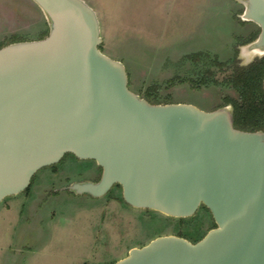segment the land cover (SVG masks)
<instances>
[{
    "label": "water",
    "instance_id": "1",
    "mask_svg": "<svg viewBox=\"0 0 264 264\" xmlns=\"http://www.w3.org/2000/svg\"><path fill=\"white\" fill-rule=\"evenodd\" d=\"M32 1L47 34L0 47V201L70 153L101 170L63 187L75 195L118 184L133 208L183 218L203 205L215 224L195 242L154 237L112 264H264V130L235 128L230 104L147 101L99 49L88 4ZM239 18L258 27L237 48L247 65L264 56V0H244Z\"/></svg>",
    "mask_w": 264,
    "mask_h": 264
},
{
    "label": "rangeland",
    "instance_id": "2",
    "mask_svg": "<svg viewBox=\"0 0 264 264\" xmlns=\"http://www.w3.org/2000/svg\"><path fill=\"white\" fill-rule=\"evenodd\" d=\"M83 1L96 13L101 52L124 65L128 87L139 96L150 85L190 72L187 53L210 51L226 59L258 33L255 24L239 18L244 0ZM47 31L32 0H0V47L39 39ZM224 93L231 91L195 90L187 83L159 89L170 102L203 110H212ZM97 175L92 160L66 155L36 171L25 191L2 199L0 264H112L157 236L184 232L181 237L192 242L187 233L200 228L199 213L181 218L133 208L122 200L120 188L98 198L63 189ZM208 227L203 223L200 229Z\"/></svg>",
    "mask_w": 264,
    "mask_h": 264
},
{
    "label": "trees",
    "instance_id": "3",
    "mask_svg": "<svg viewBox=\"0 0 264 264\" xmlns=\"http://www.w3.org/2000/svg\"><path fill=\"white\" fill-rule=\"evenodd\" d=\"M45 35L46 33L42 36ZM256 35L257 33L244 39L239 45L251 41ZM237 52V49H232L230 57L226 59H220L217 54L210 51L187 53L184 55V59L192 67L190 72L174 75L162 85L154 84L146 87L141 97L151 103H168L170 97L167 94H159V89L167 90L183 83H187L195 90L204 88H218V91L230 90L231 93H224L220 96V102L213 109L230 104L235 128L247 131L264 130V56L254 59L247 65H239ZM66 155L79 160L70 153L64 156ZM97 170L99 174L100 168L98 166ZM97 177L98 175L93 179ZM114 188H120V186L114 184L109 192ZM195 213H199L203 217L200 221V228L203 223H208V229L215 226L205 206L200 205ZM200 228L195 231V234L187 233L192 242L199 240L206 233ZM183 234L186 233L180 232L178 236Z\"/></svg>",
    "mask_w": 264,
    "mask_h": 264
},
{
    "label": "flooded vegetation",
    "instance_id": "4",
    "mask_svg": "<svg viewBox=\"0 0 264 264\" xmlns=\"http://www.w3.org/2000/svg\"><path fill=\"white\" fill-rule=\"evenodd\" d=\"M100 172H101V170H100ZM100 172H99V174H98V177H97L96 179H92L91 181H97V180L99 179Z\"/></svg>",
    "mask_w": 264,
    "mask_h": 264
}]
</instances>
